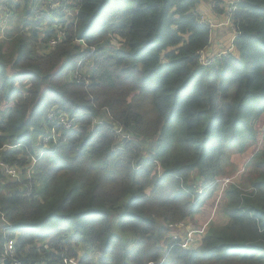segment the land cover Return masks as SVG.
I'll list each match as a JSON object with an SVG mask.
<instances>
[{
  "label": "trees",
  "instance_id": "16d2710c",
  "mask_svg": "<svg viewBox=\"0 0 264 264\" xmlns=\"http://www.w3.org/2000/svg\"><path fill=\"white\" fill-rule=\"evenodd\" d=\"M50 1L11 2L18 24L0 26V160L23 166L0 175L8 264H264V0H237L233 51L208 65L202 0H71V21ZM257 127L262 147L223 192L227 221L183 248L168 225L198 213ZM117 210L132 241L112 231Z\"/></svg>",
  "mask_w": 264,
  "mask_h": 264
},
{
  "label": "rangeland",
  "instance_id": "374dc122",
  "mask_svg": "<svg viewBox=\"0 0 264 264\" xmlns=\"http://www.w3.org/2000/svg\"><path fill=\"white\" fill-rule=\"evenodd\" d=\"M17 0H0V26H2L5 21H6V13L9 14V21L6 26L5 31L8 29V27L11 24V19L15 18L16 16L12 14V12H8V8L10 3H16ZM212 3H205L197 9L199 15L202 16V18L209 24L211 27V32H210V39H209V44H211V51L207 53L209 55H215V54H226L228 52L233 51V38L234 35H236V29L234 25L232 24V20L230 17V12L228 9L231 7V2L235 0H211ZM236 3V2H235ZM234 3V4H235ZM9 4V5H8ZM49 2L45 3V5L41 4V9H45L48 6ZM214 7H224L225 11L223 10L222 15H221V20H220V15H217L212 11V8ZM14 13V12H13ZM18 21V18L16 17L15 24ZM3 31H1L2 33ZM5 42L7 41L4 37L0 36V42ZM209 48V47H208ZM38 53L39 50H41V47L38 46L37 48ZM217 52V53H216ZM264 122V115L262 118H258L256 121V126L262 125ZM257 132H259L255 136V141H254V150L245 153V154H240L236 155L233 154L230 158L229 164L224 168V173L220 175L217 179L220 181V183L217 186V192L214 193L212 196L208 197L205 202L201 205V207L198 210V213L195 215L191 216L188 219V223L186 220L183 221H178L175 223H171L168 225L169 228V234L175 233L178 234L179 236L183 235L184 233V228H181V225H187L188 229H200V228H206L210 224H220L224 223L227 221L226 215L222 213V202H223V192L225 188L227 187V184L230 182L235 181L236 183L242 180V175L246 172V167L248 164V160L252 153L261 148L263 145V139H262V133H261V128L257 127L256 128ZM130 139L133 140V137L129 135ZM144 147H148V143H144ZM239 157V158H238ZM240 183V182H239ZM189 184L192 186L193 189L201 186V180H195V181H190ZM202 188H197V191ZM195 201L194 203H196ZM120 213V210L114 211L111 214V225H112V231L113 233L119 235L123 240H133V236L126 234V233H121L118 230L117 227V218ZM217 216H221V219L219 221H214ZM214 221V222H213ZM94 259H97L94 253L91 254Z\"/></svg>",
  "mask_w": 264,
  "mask_h": 264
},
{
  "label": "built area",
  "instance_id": "2783aa9c",
  "mask_svg": "<svg viewBox=\"0 0 264 264\" xmlns=\"http://www.w3.org/2000/svg\"><path fill=\"white\" fill-rule=\"evenodd\" d=\"M54 0L50 1L48 6L44 9V11H50L51 9H55V8H59L62 11H65L69 20L71 21L72 19L75 18V15L78 11V6L75 5V3L71 2V0H57L56 2H53ZM235 2H237V0L231 2V7L228 9L229 11H232L235 9ZM207 3H212L211 0H208ZM214 8V5H213ZM212 8V9H213ZM226 12V11H225ZM230 15V14H229ZM199 21L201 23H207L201 15H199ZM9 21V14L6 13V21L5 23L2 25V31L4 30V28L6 27L7 22ZM200 55V60L203 64H211L215 57L218 56L219 54H215V55H209L207 53V51L205 50H201L199 52ZM47 119L50 121L55 122V126H62L63 128H70L71 126L74 125V119L70 118L68 116H66L65 114L59 112L58 110L55 109H51L47 115ZM56 137L57 134L55 132V129L53 128L49 134L47 135H42L41 136V142L43 143V147H47L49 141L51 140L52 142L56 141ZM42 155V152H41ZM34 161V159H33ZM23 170V166H18V164H13L10 165L8 163L3 162L2 160H0V175H2V177H4L6 180H19L20 179V172ZM217 182H220L219 180H217ZM210 186L207 187V189ZM199 193H203L205 192V190L199 189L198 190ZM181 228H184V233L183 235L180 236V245L185 248L188 249L190 247H192V245L197 244V241L199 239V237L204 233V228H200V229H188L187 225H181ZM172 238L176 239V237H179L178 234H172L171 236ZM12 248L8 247L5 248V250H3V252L0 254V264H4L5 261L8 262L7 257H12L11 252ZM12 264H19L18 262H16L13 259ZM62 264H79L78 261L75 258H64L62 261Z\"/></svg>",
  "mask_w": 264,
  "mask_h": 264
},
{
  "label": "crops",
  "instance_id": "0c3cea01",
  "mask_svg": "<svg viewBox=\"0 0 264 264\" xmlns=\"http://www.w3.org/2000/svg\"><path fill=\"white\" fill-rule=\"evenodd\" d=\"M207 1L208 0H202V2L199 4V6H201V5H203V4H205V3H207ZM199 6H198V8H199ZM220 7H222V6H220ZM222 9L225 11V8L224 7H222ZM8 11V10H7ZM9 12V11H8ZM217 15H220V20H221V15L222 14H219V13H217ZM209 47V48H208ZM207 48V51L208 52H210L211 51V44H209V46H208ZM217 53V52H216ZM221 219V216H217V218L214 220V221H219ZM213 221V222H214Z\"/></svg>",
  "mask_w": 264,
  "mask_h": 264
},
{
  "label": "water",
  "instance_id": "95a60500",
  "mask_svg": "<svg viewBox=\"0 0 264 264\" xmlns=\"http://www.w3.org/2000/svg\"><path fill=\"white\" fill-rule=\"evenodd\" d=\"M4 264H7V261H5Z\"/></svg>",
  "mask_w": 264,
  "mask_h": 264
},
{
  "label": "clouds",
  "instance_id": "9594fccd",
  "mask_svg": "<svg viewBox=\"0 0 264 264\" xmlns=\"http://www.w3.org/2000/svg\"><path fill=\"white\" fill-rule=\"evenodd\" d=\"M7 264H8V262H7Z\"/></svg>",
  "mask_w": 264,
  "mask_h": 264
}]
</instances>
